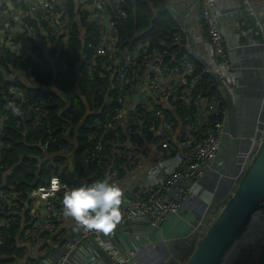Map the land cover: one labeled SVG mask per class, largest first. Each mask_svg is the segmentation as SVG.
<instances>
[{
    "label": "built area",
    "instance_id": "1",
    "mask_svg": "<svg viewBox=\"0 0 264 264\" xmlns=\"http://www.w3.org/2000/svg\"><path fill=\"white\" fill-rule=\"evenodd\" d=\"M244 1L248 11L253 13L250 2L254 0ZM122 3L123 0H94L95 7L93 10L99 9L108 12V8ZM200 4L201 21L206 28L214 62L213 67L204 69L200 75L196 74L195 68L188 63L186 57L183 58L181 64L173 67L161 66L159 60L166 54L163 44H160L159 47L151 46L150 43L139 45L134 54L127 52L120 54V60L117 58V38L113 34L114 27L110 17L104 16L103 13L99 15L96 11L88 12V22L103 29L105 25L110 35L106 43L101 41L100 46L96 48L97 58L107 57L106 65H104L106 71H110L113 67H119L115 86L118 106L113 113L107 114L99 140L105 136L107 131H118L126 126H133L130 134L136 135L137 131L134 132V130L140 123L138 120L140 116L136 115L135 112L137 110L139 112L149 111L148 105L152 104L151 98L147 99L146 90L154 95L152 98L154 100L170 98L175 100L180 92L185 95L184 101L187 103L201 78L220 77L224 78L226 92L231 94L236 81V69L231 66L228 53H234L242 46L233 43V41L231 43L230 37L233 34L228 31V20L240 16L241 13L239 14V10L218 11L215 0H200ZM41 8L37 10V8L32 7V14L39 17L42 13V20L49 29L50 36L62 37L64 27L62 22L60 23V19L65 8L57 0H44ZM119 14L124 16L121 11ZM29 31L31 34L28 38L31 40L35 33L32 29ZM16 33L0 26V49L5 47L14 52L17 50L16 53L19 56H32L31 43L20 44L17 42ZM260 46L264 49V39L261 43H255L248 47ZM92 59L94 63L95 56ZM122 60L123 67H121ZM91 68L94 67L91 66ZM19 74H7L6 78L13 82ZM32 83L34 86L31 87H38L33 81ZM262 85L264 86V78ZM8 93L15 95L18 100H22V93L18 88L9 87ZM261 100L259 101V109L255 114L254 124L251 125V131L248 130V125L244 128L245 120L242 115L240 117L241 139L245 146L242 148L244 151L242 159L241 161L238 160L233 173H224L228 148V129L224 104L219 105L217 102L200 98L196 104L198 116L183 129L185 132L183 143L175 154L162 158L158 163L159 169L156 174L148 175L147 180L140 186L139 192L129 196V199L119 207L121 219L110 233L106 234L79 227L74 237L62 240L55 227L59 221L66 219L62 199L64 192L70 189L61 183L57 176H53L47 186L35 188L28 195L32 201V211L36 219L32 222V228L24 231L22 239L33 237L34 229L42 233L30 241L34 247L39 246L37 249L44 248L46 253L49 249L52 250L51 255L47 256L48 262L41 264H138L137 256L146 249L145 243L141 242L140 245L133 247L130 242V247L123 248L120 244L111 242L110 237L117 233L130 236L132 234L130 229L137 226H144L146 229L145 236H149L155 231H160L165 223L177 218L185 219L186 233L175 239L161 238V242L167 245L173 243L183 246L188 242H195L206 228L208 220L216 208L217 189L220 182H229V189L236 184L248 160L256 150L258 142L256 140L259 138L264 118V93ZM31 111L36 115V124L48 118V113L43 111L41 107L31 108ZM212 117L215 120L211 121ZM172 127L173 125L166 120L161 122L163 132L160 148L164 152L170 151V141L173 137ZM242 136H246V138H242ZM51 141V137H48L42 146L44 151L48 149ZM2 148L3 145L0 142V149ZM245 148L246 150H244ZM95 149L101 150L100 141ZM209 177H211V182L208 180ZM53 181L58 182L57 187L53 186ZM197 185L200 186V194H194V188ZM206 193H211V196L206 195ZM10 198L15 197L10 196ZM0 199L5 201L7 197L0 193ZM193 202L200 205L199 212L195 209H188L187 206ZM5 224V220L0 218V227ZM130 238L137 241L139 236H131ZM132 247V251H129V248ZM263 247L264 234L260 244L252 249L246 263L256 264L259 252ZM176 252L178 250L174 249V252L163 264H185L187 258ZM46 253L39 257L46 256ZM1 264L19 263L7 261Z\"/></svg>",
    "mask_w": 264,
    "mask_h": 264
},
{
    "label": "trees",
    "instance_id": "2",
    "mask_svg": "<svg viewBox=\"0 0 264 264\" xmlns=\"http://www.w3.org/2000/svg\"><path fill=\"white\" fill-rule=\"evenodd\" d=\"M167 3L168 0H123L122 4L108 8L111 15L110 20L114 27L113 34L117 38V58L121 60L120 54L124 52L134 54L137 47L145 41H148L151 46L158 47L162 42H165L167 49H169L167 51L168 56L182 47L183 34L177 21L169 16ZM119 11L124 16H120ZM62 14V17L68 19L69 25L63 28L62 37L50 36L49 29L42 20V13L39 17L34 16L25 20L26 28L33 29L35 34L30 40L26 31L17 32V42L20 44L30 42L33 50L32 56H19L12 49L5 47L0 49V112L6 115V121L0 135V142L3 145V148L0 149V176L4 172H11L5 186L0 189V192L7 197L5 201L0 199V218H3L6 223V226L0 227V264L7 262L3 259L11 258L20 251L16 242L22 231L20 218L13 211L17 212L23 207V203L28 200L31 190L47 186L50 179L58 172L56 165L43 167L39 171L36 168L35 159L43 157L45 153L54 154V159H58L59 155L62 156V150L66 146L65 137L68 129L78 125L83 115V110L80 109L81 102L72 92L63 91L64 95H67L68 102H64L55 96L46 100L47 97L42 95V88L49 85L47 81L49 78L51 80L54 72L49 70L48 63L42 58L44 53L41 46L51 44L54 51L50 53V58L65 63L67 71L72 72L69 77L62 78L63 74L60 68L58 74L60 82H54L56 88H70L71 91L77 84V77L73 72L80 58V52L83 51L85 57L84 73L79 80V86L90 101L94 100V107L101 113L87 118L85 123L78 128L77 150L75 154L71 153L72 163L76 168L78 177L91 178L92 184L105 180L112 165H120L119 167H121L126 163V157L117 153L120 149L116 147L115 134L119 130L107 131L105 136L99 140L107 114L113 113L118 106L116 90L107 96L105 104L103 98L111 90L112 76L115 77L114 85L116 86V75L119 67H113L110 71H106L104 65H106L107 57L97 58L95 50L101 44V27L88 23L86 12L76 11L74 5L69 1ZM78 17L79 25L74 22ZM81 28L85 30L86 39H84L83 44L79 36ZM40 30H43L47 35L42 34ZM94 56L95 62L93 63L92 58ZM168 56L161 58L162 66L167 62ZM94 64L95 68L92 69L91 66ZM196 66L198 67L197 64ZM121 67H123V60ZM16 73H23L27 79L32 80L39 87L30 88L21 84L18 78L13 82L7 80V74ZM71 76H74L73 81ZM9 87H16L21 91V101L15 95L8 93ZM251 89L258 91V85L255 83ZM180 94V92L177 94L174 107L178 119L184 126H187L198 116L196 104L200 98L223 105V99L211 78L200 79L199 84L190 95L189 102L180 100ZM67 103L71 104L70 108H66ZM34 107H41L43 111L48 113V118L36 124V115L31 111V108ZM258 107L259 103L253 109L251 125L254 124ZM201 112L203 113V111ZM163 120L171 123L172 128L177 126L176 119L171 113H165L163 119L157 121L161 123ZM213 120H215L214 117L211 118V121ZM158 122L149 120L148 124L150 126ZM136 131L138 128H135L134 132ZM48 137H51L52 141L48 149L44 151L42 146ZM99 141L101 150L98 151L95 148ZM116 149H118L117 152H115ZM59 176L62 182H65V173H59ZM10 196L15 198L8 205V201L11 200ZM249 257L250 254L248 259ZM238 261L237 264H246L243 257H240Z\"/></svg>",
    "mask_w": 264,
    "mask_h": 264
},
{
    "label": "crops",
    "instance_id": "3",
    "mask_svg": "<svg viewBox=\"0 0 264 264\" xmlns=\"http://www.w3.org/2000/svg\"><path fill=\"white\" fill-rule=\"evenodd\" d=\"M57 1H59L64 8L70 1L74 5L76 11H83L88 15V12L96 11L99 15L100 13H103L104 16L111 18L109 11L107 12L106 10L99 9L93 10L95 7L94 0H82L81 2L80 0ZM43 2L44 0H0V26L8 28L14 32L26 31L29 37L31 34L29 29L31 28H26L27 24L25 20L27 18L34 17V14H32L31 12V8L35 7L37 8V10L42 9L41 6ZM170 2L171 0H168L167 3L169 16L177 21L180 31L183 34V40L181 41L182 47L170 56L167 55V51L169 49H167L166 43L162 42V44L165 46L166 54L161 58L168 56L166 59L167 62L164 64V66H175L177 64H181L183 58L186 57L188 63L193 66L197 71V74L200 75L204 69L213 67L214 63L211 56L212 48L210 46L206 28L201 21L200 0H174L173 5H171ZM215 2L218 11L222 12L239 10V14L241 13L240 16H236L234 18L235 21L232 25L235 27V32L238 33L234 36L237 40L236 43L241 40V43H244V46H242L241 49L235 51L234 53H228V59L231 66L236 69V81L234 82L235 84L232 89L231 96L237 100L239 97L245 96L244 92H246V97H248L249 93L247 92V90L253 87V84H258V99L252 105L253 112V109L256 107V105H258L260 101V93L263 87L262 83L264 78V49L261 46L256 48H250L248 46L255 43H261L260 41L264 39V33L256 26L255 23H257V20H254V12L252 13L248 11V7L246 6V2L244 0H215ZM255 5L259 4L256 1L250 2V6L252 8ZM192 16L196 17L193 18ZM190 17H192L191 20ZM61 20L64 28H66V26H69L68 19L62 17L60 21ZM74 22L79 25V17L77 18V20H74ZM251 30H254V32L257 33L256 37L259 38L258 41H251L249 33ZM40 32L47 35L43 30H40ZM79 36L83 44L84 39H86L84 28H81ZM109 37V31L104 25V29L101 28V41H104V43H106ZM176 40L179 41L178 39ZM146 43L149 42L145 41L140 45ZM238 43L237 45H239ZM52 48L53 46L49 43L41 46V49L44 53L42 58L46 61V63H48L49 70L54 72V76H52L51 80L49 78L47 81L49 85L42 88V95L44 97H47L46 100H50L53 96H55L64 102H68L66 99L67 95H64L63 91L67 93L72 92V94L81 102L80 109L83 110V115L78 125H76L75 127L72 126L71 129H68L67 136L65 137L66 146L62 150V156L59 155L58 159H54V154L48 155L45 153L43 157L35 159L36 168L40 171L43 167L56 165L58 172H56L54 176H57L60 182L67 185V187L71 190L76 186L68 185L66 182V176L69 172L70 164H73L71 153L75 154L77 150V143L79 138L78 128L81 124L85 123L87 118L95 115H100L101 113L94 107V100L90 101V99L87 98L86 93L84 94V92L82 91L81 86H79V80L83 77L84 73L85 57L83 55V51L80 52V58L73 72L77 77V84L74 87V90L71 91L70 88L63 89L59 87L58 89L54 84L55 81H59L58 74L60 68L62 69V78L69 77L70 75H72V72L67 71V66L65 63H61V61H54L50 58V53L54 51V49ZM15 52H17V50ZM161 58L159 60L160 65ZM194 62L198 65L199 68ZM93 67L95 68V65H93ZM257 69H259V71H257ZM218 79L220 80L221 84H218L212 78L217 86V90L221 95V98L223 99L225 109V96L227 92L225 89L224 78L218 77ZM71 80H74V76H71ZM18 81L30 88H32L31 86H34L32 80L27 79L23 73L19 74ZM112 81L113 84H111V90L108 94L104 95V104L107 102V96H109L110 93L115 92L114 76H112ZM146 96L147 99L151 98L150 101L152 102V104L148 105L150 109L149 111L145 110L139 112L137 110L135 112L136 115L140 116L138 118L140 123L137 124L138 131L136 135L132 133V137L130 134L133 126H126L120 129L117 134H115L117 145L116 147L122 150L118 151V149H116L115 152L118 151L117 153L122 154L124 157H126L125 165L121 167H119L120 165H116L117 167L115 165H112L105 177V179L109 180V182L116 184L120 188L122 192L121 205H123L124 202L129 199V196L135 195L139 192L140 186L147 180L148 175L156 174L157 170L159 169L158 163L160 162V160L162 158H167L172 154H175L184 140V137L182 135L185 134L183 130L185 126L178 119L174 107V103L177 99L172 100L170 98L154 100L152 99L154 98V95L147 90ZM180 96V100L185 99L184 94H180ZM235 103L237 105L236 101ZM70 107L71 104L67 103L66 108ZM165 113H171L173 118L176 119L177 122V126L173 128V137L170 141V151L167 152L162 151L160 148L163 130L161 128V123L158 122L163 119ZM149 120L158 123H153L149 126ZM5 121L6 115L0 112V135ZM182 151L186 152L185 150ZM72 168L74 170L76 179H78L85 185L91 184V178L83 179L78 177L75 166L72 165ZM63 172L65 173V182H62L59 176V173ZM10 173L11 172L8 171L1 174L0 189L5 186L7 178L11 175ZM11 202L12 199L8 201L7 204L9 205ZM187 207L189 210L195 209L197 212L200 211V205L197 202H193ZM13 212L20 218V226L22 231L19 237L16 239L17 248H19L20 251L19 253H17V255L11 258H5L3 260L15 261L19 264H41L43 262H48L47 256L51 255L52 250L49 249L46 253V250L44 248L37 249V247L39 246L34 247V244H32V242L30 243V241H33L34 238L42 234L39 230L34 229V232L32 234L33 237H29L28 239L25 237L22 239L24 231H26V229H31L32 222L36 219L35 214L32 211V201L28 198V200L23 203V207H21L19 211ZM190 216L193 217V215ZM55 228H57V232H59L62 240L74 237V234L78 229L76 222L70 217H66L65 220L59 221L56 224ZM130 232L132 233L130 236L122 235L121 233L114 234V236L110 237V241L113 243H118L121 246H125L126 243L131 242V240L129 241L131 236H139L138 240L145 243L147 247L141 254H139L138 264H162L169 257L170 253L174 252V249L178 251L180 250L179 255L187 257L191 253L194 245V242H191L190 245L184 247L180 244L167 245L163 244L160 241L161 238L175 239L183 235L181 233L184 232V230L181 228L177 219L165 223L161 227L160 231H155L153 234H149V236H145L146 229L144 226L131 228ZM45 253L46 256L39 257L40 255Z\"/></svg>",
    "mask_w": 264,
    "mask_h": 264
},
{
    "label": "water",
    "instance_id": "4",
    "mask_svg": "<svg viewBox=\"0 0 264 264\" xmlns=\"http://www.w3.org/2000/svg\"><path fill=\"white\" fill-rule=\"evenodd\" d=\"M213 79L221 84L218 78ZM234 100L236 101L230 93L226 94L228 148L224 171L229 174L234 172L243 148L239 126L241 112ZM261 129L256 150L239 180L232 189L225 191L219 185L217 193H221V199L201 236L194 242L185 264H230L234 257L237 258V252L243 247V242L252 229L264 225V125ZM72 165L70 164L66 176L67 184L76 187L85 185L75 178ZM256 264H264V247L259 252Z\"/></svg>",
    "mask_w": 264,
    "mask_h": 264
},
{
    "label": "clouds",
    "instance_id": "5",
    "mask_svg": "<svg viewBox=\"0 0 264 264\" xmlns=\"http://www.w3.org/2000/svg\"><path fill=\"white\" fill-rule=\"evenodd\" d=\"M53 186L57 187L58 182L53 181ZM194 194H200L199 185L195 186ZM206 195L211 196V193ZM121 203L120 188L107 179L75 187L64 192L62 199L64 215L72 218L77 228L84 227L106 234L110 233L121 219Z\"/></svg>",
    "mask_w": 264,
    "mask_h": 264
},
{
    "label": "rangeland",
    "instance_id": "6",
    "mask_svg": "<svg viewBox=\"0 0 264 264\" xmlns=\"http://www.w3.org/2000/svg\"><path fill=\"white\" fill-rule=\"evenodd\" d=\"M254 1H256L259 5H255V6H253V12H254V15H255V17H254V20H257V23H255L256 24V26L264 33V0H254ZM170 4L171 5H173L174 4V0H171V2H170ZM263 5V6H262ZM193 18L194 17H196V16H192ZM192 17H190V20L192 19ZM235 17H233V18H231V19H229L228 20V27H229V29H228V31L231 33V34H233V36L232 37H230L232 40H231V43H232V41H233V43H236V38L234 37L236 34H238L237 32H235V27L232 25L233 23H234V21H235V19H234ZM250 38H251V41H258L259 40V38L258 37H256V34L257 33H255L254 32V30H251L250 32ZM238 42H240V43H238ZM237 43L239 44V46H244V43H241V40L240 41H238ZM261 42V41H260ZM231 47H232V45H230ZM264 86L262 87V89H261V93H260V95L262 96L263 95V93H264ZM263 99V98H262ZM260 101H262L261 100V98H260ZM236 102H237V106H239V109H240V112H241V115L243 116V119L245 120V125H244V128L248 125V130L249 131H251L252 130V126H251V119H252V103L251 102H246L245 103V105H244V107L242 108L241 106H243V104H244V102H243V99H242V96L241 97H239L237 100H236ZM260 104H261V102H260ZM262 107V106H261ZM258 109H259V107H258ZM246 116H245V115ZM257 121V120H256ZM264 125V118H263V121H262V126ZM262 130V129H261ZM260 136V135H259ZM242 138H246V136H242ZM259 139V138H258ZM258 139L256 140V141H258ZM245 145H244V143H243V147H244ZM246 148H247V146H246ZM246 148L244 149V150H246ZM240 150H241V148H240ZM243 150H241L240 151V154H239V156H238V160L239 161H241V159H242V154H243ZM235 171V170H234ZM224 173H227L226 171H224ZM211 174V176H213L214 177V175L212 174V173H210ZM206 179V178H205ZM209 182H211V177H209ZM235 185V184H234ZM233 185V186H234ZM233 188V187H232ZM231 188V189H232ZM191 217V216H190ZM190 221H191V219H190ZM179 224H180V226H181V228L184 230V232H182L181 234H185L186 233V231H187V228L185 227V222H183V221H179ZM260 231H263L264 230V227H260V228H258ZM131 240V243L133 244V247L135 246V245H140L139 243H141V241H136L134 238H130L129 239V241ZM161 241V240H160ZM260 242H261V234H258L256 237H255V240H254V242H252V243H249V244H247V245H243V247L237 252V258L235 259V257H234V259L231 261V263L230 264H237L236 262H237V259H238V257L240 256V257H243V260L245 261L244 263H246V261H248L249 259H248V255L249 254H251V251H252V249L253 248H256L257 247V245L258 244H260ZM188 245H190V243L188 242V243H186L185 244V246L184 247H186V246H188ZM253 245V246H252ZM127 246L128 247H130V242H128V243H126V245L125 246H122L123 248H127ZM181 246H183V245H181ZM133 247L132 248H129V251H132V249H133ZM177 254H180V250L178 251V252H176ZM190 255V254H189ZM189 255L186 257V258H188L189 257ZM182 257H184V256H182ZM238 262H240V261H238ZM238 264H240V263H238ZM247 264V263H246Z\"/></svg>",
    "mask_w": 264,
    "mask_h": 264
},
{
    "label": "flooded vegetation",
    "instance_id": "7",
    "mask_svg": "<svg viewBox=\"0 0 264 264\" xmlns=\"http://www.w3.org/2000/svg\"><path fill=\"white\" fill-rule=\"evenodd\" d=\"M247 92L249 93L248 97H246V92H244L245 96H242V99L244 102L243 106H241L242 108L244 107L246 102H251L253 104V102H255L258 99V91L257 90H252L251 88H249L247 90ZM237 161H238V158H237ZM226 170H227V168H226ZM220 185H222L224 187V191H225V190L229 189L230 183L227 181H221ZM217 195H218V197H217L215 206L218 205V203L221 199V193H217Z\"/></svg>",
    "mask_w": 264,
    "mask_h": 264
},
{
    "label": "bare ground",
    "instance_id": "8",
    "mask_svg": "<svg viewBox=\"0 0 264 264\" xmlns=\"http://www.w3.org/2000/svg\"><path fill=\"white\" fill-rule=\"evenodd\" d=\"M177 218V217H176ZM177 220L178 221H183V222H185V219H179V218H177ZM260 227H264V225L263 226H255L253 229H252V232L245 238V240H244V242H243V245H247V244H249V243H252V242H254V240H255V237L258 235V234H263L264 233V230L263 231H260L258 228H260ZM263 235H261V237H262ZM163 243V242H162ZM171 244H173V243H171ZM174 245V244H173ZM173 253V252H172ZM171 254V253H170Z\"/></svg>",
    "mask_w": 264,
    "mask_h": 264
}]
</instances>
